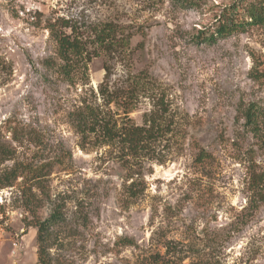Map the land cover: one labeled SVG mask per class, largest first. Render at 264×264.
<instances>
[{"label": "rangeland", "instance_id": "1", "mask_svg": "<svg viewBox=\"0 0 264 264\" xmlns=\"http://www.w3.org/2000/svg\"><path fill=\"white\" fill-rule=\"evenodd\" d=\"M250 1L262 0H0V137L15 148L0 173L17 162L44 174L0 188V242L12 264H39L37 228L26 225L32 216L22 206L30 186L42 219L61 209L51 264L153 256L167 264H264V148L244 118L251 103L264 107V25L197 41L224 8ZM61 19L87 37L103 23L122 25L133 33L129 50L93 57L66 77L50 29L61 31ZM106 67L111 87L127 88L143 71L158 88L140 94L130 113L142 125L146 113L167 111L173 123L146 157L77 132L74 116L86 106L123 115L100 93Z\"/></svg>", "mask_w": 264, "mask_h": 264}, {"label": "trees", "instance_id": "2", "mask_svg": "<svg viewBox=\"0 0 264 264\" xmlns=\"http://www.w3.org/2000/svg\"><path fill=\"white\" fill-rule=\"evenodd\" d=\"M187 4H196L198 0H183ZM264 25V0L250 1L245 6L240 3H233L224 8L216 20L214 28L207 33L198 35L197 41L209 44L216 43L222 38L245 30L249 26ZM51 35L57 43V53L62 60L61 70L66 77H70L83 66L92 60L93 57L101 55L112 56L123 54L129 50L133 33L127 31L122 25L114 22H106L101 26L91 29L90 36L84 33L68 19H61V31L55 28V24L50 25ZM69 30V31H68ZM107 68L105 79L100 84V93L107 105L119 102L123 115L116 118L113 112L108 110L97 111L86 106L79 110L75 116V127L77 132L85 139L88 135H95L103 145L117 143L121 150L128 156L139 159L146 157L151 150V144L163 138L172 130L173 123L168 121L164 114L167 111L158 113L156 110L144 115V124H136L130 113L136 108L137 99L140 94L157 91L151 76L141 71L135 74L128 87H111L108 82L110 71ZM158 107L165 109V101L160 99ZM245 126L253 133L261 147L264 148V107L251 103L244 110ZM15 155V148L5 143L0 137V166L6 161L12 160ZM206 154L201 151L198 158L203 160ZM23 174H27L31 179L39 181L44 175L38 167L25 166L15 162L12 167H4L0 173V183L2 186H11L16 179ZM135 182L129 186L132 195L135 193ZM41 188L40 186H38ZM42 192V189H41ZM22 206L30 212L32 218L27 220L26 225L37 228L36 240L38 245L39 264H51L49 253L50 238L53 226L62 219L61 209L55 207L51 214L42 219L39 214L41 199L28 187L23 194ZM168 261L153 256L150 262L139 264H167Z\"/></svg>", "mask_w": 264, "mask_h": 264}, {"label": "crops", "instance_id": "3", "mask_svg": "<svg viewBox=\"0 0 264 264\" xmlns=\"http://www.w3.org/2000/svg\"><path fill=\"white\" fill-rule=\"evenodd\" d=\"M1 235H2V233L0 232V236ZM25 236H26V234H24L22 236V238H25ZM1 239L2 238L0 237V241H3ZM7 254H9L8 260H7ZM20 254L23 255V251H21ZM11 261H16V259H14V257H13V259L11 260V254L9 253V249L0 242V264H12Z\"/></svg>", "mask_w": 264, "mask_h": 264}, {"label": "built area", "instance_id": "4", "mask_svg": "<svg viewBox=\"0 0 264 264\" xmlns=\"http://www.w3.org/2000/svg\"><path fill=\"white\" fill-rule=\"evenodd\" d=\"M18 178H19V177H18ZM18 178H17V179H18ZM4 187H5V186H2L1 183H0V188L3 189V191H4ZM1 189H0V190H1ZM0 192H1V191H0ZM3 203H4L3 199H2V200L0 199V204H3Z\"/></svg>", "mask_w": 264, "mask_h": 264}]
</instances>
